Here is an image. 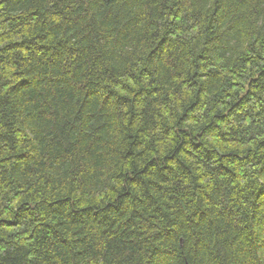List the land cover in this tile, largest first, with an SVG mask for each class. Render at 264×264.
<instances>
[{"label":"trees","instance_id":"1","mask_svg":"<svg viewBox=\"0 0 264 264\" xmlns=\"http://www.w3.org/2000/svg\"><path fill=\"white\" fill-rule=\"evenodd\" d=\"M264 264V0H0V264Z\"/></svg>","mask_w":264,"mask_h":264},{"label":"water","instance_id":"2","mask_svg":"<svg viewBox=\"0 0 264 264\" xmlns=\"http://www.w3.org/2000/svg\"><path fill=\"white\" fill-rule=\"evenodd\" d=\"M186 264H189V263H186Z\"/></svg>","mask_w":264,"mask_h":264},{"label":"bare ground","instance_id":"3","mask_svg":"<svg viewBox=\"0 0 264 264\" xmlns=\"http://www.w3.org/2000/svg\"><path fill=\"white\" fill-rule=\"evenodd\" d=\"M190 264V263H189Z\"/></svg>","mask_w":264,"mask_h":264}]
</instances>
